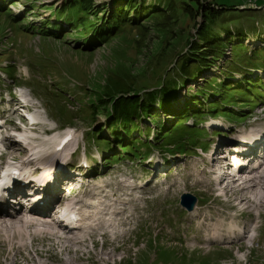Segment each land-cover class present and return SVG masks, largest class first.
<instances>
[{"label":"rangeland","instance_id":"rangeland-1","mask_svg":"<svg viewBox=\"0 0 264 264\" xmlns=\"http://www.w3.org/2000/svg\"><path fill=\"white\" fill-rule=\"evenodd\" d=\"M71 1L0 0V115L11 119L9 126L0 128V134L13 137L2 140L0 151L10 147L9 153L18 164L34 149L59 163L72 160L75 164L69 166L82 174L68 176L73 186L61 188L62 192L69 198L84 200L92 195L94 201L102 199L104 215H99L97 229L86 228L92 233L76 237L84 242L71 250L69 247V253L51 239L38 236L31 243L26 235L25 246L16 244L18 251L16 247H0V264H62L64 259L68 264H264V191L259 190L261 205L239 203L242 211L232 201L237 192L219 199L214 194V163L209 157L211 152L218 153L212 147L217 141L235 140L247 128L252 135L264 130V51L252 53L264 47V0H199L204 7L212 2L227 7L240 2V8H248L218 14L212 25L217 33L210 32L211 37L220 36L225 41L233 36L230 42L242 44V48L233 52L236 58L231 61L227 47L225 58L217 59L212 67L200 66L195 78L189 77L180 86L176 82L182 69V51L189 47L195 50L196 45L210 46L205 43L203 35L208 31L198 13L177 1L164 7L166 0H140V10L148 8L149 13L127 11L135 23L123 22L119 33L102 43L86 19L97 17L100 21L96 26L100 27L111 19L113 10L130 0H92L94 9L89 13L81 9L73 14L74 7L65 8ZM99 7L109 11L102 15L95 11ZM61 10L69 15H59ZM44 19H49L48 27L42 23ZM32 26L31 36L26 29ZM242 28L247 35L240 37ZM223 29L229 30L230 36L219 33ZM251 64L257 65L256 69L246 68ZM228 66L236 68L231 78L245 92L226 90L230 104L222 105V112L184 113L185 108H197L192 101L195 89L203 90L206 79L219 82ZM244 77L259 80L255 85L258 89ZM25 89L34 102L29 110L15 104L17 91L26 94ZM133 90L143 100L152 97L147 105L153 106L148 110L138 105L140 117L133 115L112 125V114L106 115L98 97H118ZM163 94L166 101L160 99ZM207 102L210 99L204 104ZM107 107L111 108L110 103ZM228 122L232 131L220 136L214 127L222 124L225 130ZM100 128L96 138L94 133ZM170 128H174L173 137L164 141ZM14 131H19L17 136ZM11 140L19 145L11 147ZM119 140L126 142L132 153L127 154ZM257 143L264 147V139ZM1 162L11 163L8 157ZM140 178L152 180L156 186L140 187ZM81 181L88 185L74 191ZM99 187L102 192L94 197L93 189ZM183 194L195 197L191 210L181 206ZM195 207L197 211H193ZM35 208L45 207L37 204ZM221 219L226 232L237 229L231 243L207 236ZM241 228L247 237L239 240ZM251 228L254 237L250 239Z\"/></svg>","mask_w":264,"mask_h":264},{"label":"trees","instance_id":"trees-1","mask_svg":"<svg viewBox=\"0 0 264 264\" xmlns=\"http://www.w3.org/2000/svg\"><path fill=\"white\" fill-rule=\"evenodd\" d=\"M115 3H117L118 0H114ZM113 1V2H114ZM129 1V0H128ZM140 0H130L124 7H117L115 10L112 11L111 14V19L104 21V24L101 25L100 27L96 26V23H98L100 20L97 19V17H93L92 20H90V18L88 17L86 19L87 22H89L88 26L89 27H93L96 28V30L98 31V38L100 39V42L102 43H106L108 42L111 38H113V36H115L116 34L119 33V30L121 24L123 22H128V24L131 25V23H135V21H130L132 20L131 16H129L127 11H132L135 13H139L140 14L143 10H146V13H149L147 10L148 8H143L142 10H140V8L138 7V2ZM144 1V0H143ZM167 4H163L162 5L164 7H167V5L170 7L171 2L177 1L180 3H183L186 7H188L189 9L194 11V14H199L202 18V22L201 25H204V28L207 29L208 33H204V39L206 40V44L210 45L209 47H204L201 48L199 46H194V49L189 47L188 49H186L185 51H182V56H180L179 60L181 58H183L181 60V64H182V69L179 70V74H177V86L180 85H185L187 83V80L190 78H195V76L198 74L199 69L201 68L200 66H206V67H212V65H215V61L221 57L225 58V49L227 47H230V53H231V61H234L236 58V55L234 56L233 52H238L240 51V48H242V44H236V43H231V37L230 39H226L225 40H221L220 36L219 37H211L210 32L212 31V34L217 33V31H213V27L212 25L214 23H216L217 21V15L219 14L221 15H226L228 12L227 11H231V10H238V11H245L248 8H240L241 3H237V4H230L228 7L222 4H214L213 2L208 5V6H203V3H201L199 0H166ZM171 1V2H170ZM14 1H11V3H13ZM65 2V1H64ZM92 4V0H72L68 5H65V8L67 7H74V10L72 11L71 14L75 13L76 11H79L81 9L86 10L87 13H89L91 10H93L94 8H92L91 6ZM160 5V4H159ZM107 8H103V7H99L97 8L95 11L101 12V14H106L107 12ZM109 11V10H108ZM181 11H185L183 10V8H181ZM59 15H69V14H65L64 10H61L59 12ZM78 15V14H76ZM95 15L97 16V14L95 13ZM153 15V12H150V16L151 17ZM135 17V16H134ZM264 20V14H262L261 16ZM70 21H72V19L70 17H67ZM136 20V19H135ZM44 25L46 27H48L50 25L49 19H44L43 22ZM82 27H85L84 25H81ZM34 26H32L31 28L28 27L26 30L29 31L27 32L28 34H32L34 31L32 30ZM44 27V26H42ZM238 33V35L241 36H245L247 35V31L246 29L242 28ZM229 30H221L219 33H223L228 35ZM35 33H39L37 31H35ZM81 35V34H80ZM32 36V35H31ZM211 39H213L212 42ZM236 44V45H235ZM200 48V50L198 51L197 49ZM247 49V48H246ZM251 51V50H250ZM261 51H264V47H260L258 50H254L252 51L253 54H257ZM252 59H255V61L258 59L260 60V58L258 57H254ZM177 64V62H175ZM259 63V62H258ZM175 64V65H176ZM257 65H249L246 68H251V70L253 68H255ZM238 67H240L238 65ZM236 69V68H234ZM228 67H225L223 70V77L221 78V80L219 82L216 83V78H212V79H206L205 80V85L202 88L205 91H208V95L204 94L203 90H199V89H195L197 90L194 95V97L192 98V101L197 103V108H193V109H189V108H185L184 113L188 114L189 112H191L194 115H198L200 114H207V113H219L222 112V107H224L226 104H230L228 97L225 94L226 90H235V91H242L245 92V90H243V88H241V86H239V82L238 81H233V76H231L233 74V70ZM242 73V72H240ZM183 75L185 77H183ZM243 79L246 80V83H248L250 86L254 85V88H257L255 85H257L258 81H255L254 79H250V78H246L244 77ZM11 80H14L13 77L11 76ZM15 81V80H14ZM175 83V81H174ZM215 83V84H214ZM163 85V84H162ZM262 86V85H261ZM230 87V88H229ZM250 90L249 87H246ZM258 89V88H257ZM254 91V90H253ZM200 93V94H199ZM44 95L48 96L47 92H43ZM58 95V94H56ZM191 94V96H193ZM218 96V99L216 98V96ZM162 99V101H166V98H168L167 96H165L164 94L160 96ZM198 97V98H195ZM57 98V97H56ZM210 99V102H207V105L204 104V101ZM222 99V100H221ZM97 101H99V103L101 105H103V110L105 108V112L106 115L110 116L112 114V125H115V122L118 121H124L125 118L127 117H131L133 115H137L140 117L139 112L138 111V105L139 108H145L149 110L150 107H152L153 105H147V103L152 102L153 98L152 97H148V99L143 100L140 97H138L137 95V90H133L131 91H127L126 93H122L120 95H118V97H113V96H108L106 94L104 95H100L97 99ZM221 101V102H220ZM212 102H214V104H212ZM108 103H110L111 108L107 107ZM93 104V103H91ZM225 104V105H224ZM224 105V106H222ZM204 107L207 108L206 112ZM94 108V107H93ZM199 108H201V110L199 111ZM188 117V116H187ZM95 120H93L94 122ZM160 121V119H159ZM161 124V122H159ZM188 128V127H187ZM195 133H197V131L195 130ZM172 128L169 129V131H166V135L164 136L163 140L164 141H168L171 140V138L173 137V132H174V128L171 130ZM198 130H202V132L204 131L203 129H198ZM101 133V128L98 129L94 134L97 136L96 138H98V136ZM198 135V134H197ZM114 136H117L114 135ZM133 139H138L136 137H134ZM118 139L116 138L115 141H117ZM119 143L122 145V147L126 150L127 154L132 153V150L127 147V143L119 140ZM106 144V143H105ZM126 147V148H125ZM123 153V152H122ZM124 154V153H123ZM123 157H125L123 155Z\"/></svg>","mask_w":264,"mask_h":264},{"label":"bare ground","instance_id":"bare-ground-1","mask_svg":"<svg viewBox=\"0 0 264 264\" xmlns=\"http://www.w3.org/2000/svg\"><path fill=\"white\" fill-rule=\"evenodd\" d=\"M9 107V104H8ZM10 108V107H9ZM38 123L34 125L36 127ZM5 136H3L2 140H9L11 137L4 133ZM264 137V130L260 133L259 138H254V139H249L246 140V143H253L257 140H261ZM13 138V137H12ZM0 141V145L1 142ZM243 139H237L235 142L242 141ZM11 147L13 145H19L15 140H11ZM226 145V144H222ZM10 147H7L6 149H2L0 152V159H4L5 157H8L9 159H16L15 156L11 155L9 153ZM39 153V155H37ZM216 153H213L211 155L210 162L214 163L212 167V172L213 174L216 173L217 168L219 167V163L221 161H227L225 158V154L222 157V160H218L221 155H216ZM31 156H36V157H42V158H33L31 161L37 162L40 165L43 166H48L50 165L49 159H48V154L44 155L43 152L38 151L36 149L33 150ZM44 156V157H43ZM241 156H237L236 159H240ZM29 157H24V159L21 161V164L28 162ZM256 159V158H255ZM227 164V167L223 173L222 180H216L214 178V186L218 187L219 185H223L222 187V195H228L229 193L234 194L237 192V197L236 200H232L236 202L237 204L239 203H246L250 204L252 202H256L257 204H262L263 199L259 196V190L264 191V156L262 160L260 161V164L257 168L256 172H247L246 175L242 178L244 170L241 169L240 167L238 168L237 171L230 173L229 171L232 169V163L225 162ZM2 165H5V163H2ZM240 166V165H239ZM63 169L67 172L68 176L77 174V172L71 170L67 165H63ZM255 173H258L254 175ZM198 176H201L202 174H197ZM68 176H63V181L68 182ZM231 180H229V179ZM145 179H142V184ZM200 184H202V181H200ZM70 185V183L68 184ZM68 185L66 186L68 188ZM65 186V185H64ZM62 186V187H64ZM102 187V186H100ZM99 187V189H93L94 192V197L98 196L101 194L102 190ZM20 189L16 190V192L20 193ZM58 194L56 196H53L50 198L49 195L44 196L45 200H48V204L44 209H38L33 207L35 206V202L32 197L29 194H25L24 196V204L20 205V208L17 210H13L12 212H9L6 208H8L7 205H3L2 207L7 210V212L0 210V247L4 246H9L10 248L16 247V244L18 247H23L25 246L24 238L26 235L31 237V243L34 242L38 236L43 237V238H48L56 243L61 244L62 250L65 251L66 253H69V247L71 250V247L73 246H79L82 245L84 242L83 239H77L76 234H71L65 227H63L57 217L56 214L58 213L59 205L67 201L68 198L67 196L62 192L61 189H57ZM101 197H105L104 195H101ZM50 198V199H49ZM93 196L91 195L90 197L82 200L81 202H84L88 206H93V209H86L83 212V217H86L85 220L90 219L91 222L86 226V228H93L96 229L98 228V221L101 220V217H99L100 214L104 215V212L101 213L104 208L100 207V202L102 199L99 201H94L92 200ZM235 199V198H234ZM91 201L94 202V205L91 204ZM27 208H23V206H26ZM198 207V206H197ZM195 209L193 211H197L198 209ZM192 211V212H193ZM103 217V216H102ZM198 218V215L196 214L194 221ZM205 220V216L203 218ZM224 219L219 220L215 227L212 228L211 232L207 235L209 237V240H214V241H222L223 243H231L234 240L230 239L231 235L234 234L237 229L232 228V230L225 231V225L223 224ZM203 229V226L200 227V230ZM242 233L239 236V240L246 238L247 237V232L242 229ZM251 235L248 234V237ZM225 239V240H224ZM17 248V247H16ZM77 249H75L76 251ZM18 251V248H17ZM105 256L110 258V255L108 253H104ZM62 264H68L69 260L64 259L61 260Z\"/></svg>","mask_w":264,"mask_h":264},{"label":"water","instance_id":"water-1","mask_svg":"<svg viewBox=\"0 0 264 264\" xmlns=\"http://www.w3.org/2000/svg\"><path fill=\"white\" fill-rule=\"evenodd\" d=\"M194 201H195V197H191L188 194H183L181 196L180 204L185 206V208H187L188 210H191L194 206Z\"/></svg>","mask_w":264,"mask_h":264}]
</instances>
